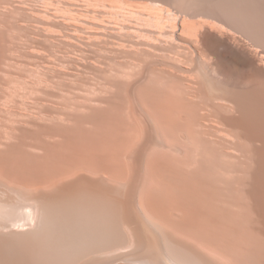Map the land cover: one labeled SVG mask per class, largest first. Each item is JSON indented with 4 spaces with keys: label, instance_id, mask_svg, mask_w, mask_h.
<instances>
[{
    "label": "bare ground",
    "instance_id": "1",
    "mask_svg": "<svg viewBox=\"0 0 264 264\" xmlns=\"http://www.w3.org/2000/svg\"><path fill=\"white\" fill-rule=\"evenodd\" d=\"M39 1L0 0V264H264V0Z\"/></svg>",
    "mask_w": 264,
    "mask_h": 264
},
{
    "label": "rangeland",
    "instance_id": "2",
    "mask_svg": "<svg viewBox=\"0 0 264 264\" xmlns=\"http://www.w3.org/2000/svg\"><path fill=\"white\" fill-rule=\"evenodd\" d=\"M71 1H73L74 3H76V4H80L79 6H80V8H114V6H115V4L113 3V0L111 1V0H71ZM77 1V2H76ZM80 2V3H79ZM106 2V3H105ZM35 3H37V4H35ZM114 4V5H113ZM34 5L38 8V7H40V5H41V3H40V1L38 0H35V2H34ZM113 7H112V6ZM1 13V12H0ZM12 14H14L13 16L11 15H5V14H3V13H1L0 14V28H2L1 26H5V25H7V26H9V27H11L10 28V31L7 33L8 34V37L10 36H22L23 35V31H21V30H18L19 28L17 27V23H18V21L21 19V16L19 15V11H17V12H14V13H12ZM5 16H6V18H5ZM17 16V17H16ZM4 18V19H3ZM17 21V22H16ZM9 24V25H8ZM16 24V25H15ZM14 26H16V27H14ZM8 27V28H9ZM14 28H16V30L14 29ZM13 30V31H12ZM0 31H2V29H0ZM15 31V32H14ZM21 31V32H20ZM11 32V33H10ZM23 32V33H22ZM21 33V34H20ZM12 34V35H11ZM16 38V37H15ZM108 62V61H107Z\"/></svg>",
    "mask_w": 264,
    "mask_h": 264
}]
</instances>
